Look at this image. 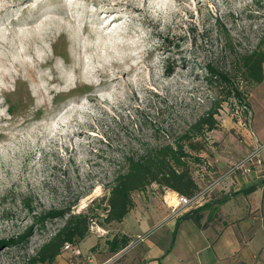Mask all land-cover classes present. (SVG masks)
<instances>
[{"label":"rangeland","instance_id":"374dc122","mask_svg":"<svg viewBox=\"0 0 264 264\" xmlns=\"http://www.w3.org/2000/svg\"><path fill=\"white\" fill-rule=\"evenodd\" d=\"M263 35L264 0H0V240L31 228L23 244L0 247V264H29L65 223L37 222L53 208L89 212L88 236L99 240L87 257L62 249L37 264H90L88 255L108 253L106 239L120 231L104 221L103 196L125 157L172 140L219 102L193 176L203 186L209 171L242 156L251 143L238 123L244 104L207 68L247 92L264 140V80H245L240 66ZM161 192L154 183L133 197L149 204ZM166 221L152 234L169 243Z\"/></svg>","mask_w":264,"mask_h":264},{"label":"crops","instance_id":"0c3cea01","mask_svg":"<svg viewBox=\"0 0 264 264\" xmlns=\"http://www.w3.org/2000/svg\"><path fill=\"white\" fill-rule=\"evenodd\" d=\"M253 185H256L254 191L243 192ZM165 192L160 193V199L155 197V201L149 204L141 198L135 199L134 208L122 222H117L120 232L114 235L126 234L132 241L139 234H148L143 242L131 248L129 244L116 253L110 251L107 245L104 251L108 253L88 255L89 261L93 262L90 264L264 263V183L245 177L222 181L203 202L207 203V208L201 212L200 224L207 223L206 226H200L191 218L185 219L179 225L175 240L172 241L171 237L169 243H164L165 237L154 236L152 232L158 224L167 220L163 225H167L173 233L176 218L187 210L172 212L164 199L170 203L169 199L175 191L165 189ZM223 197L227 199L218 203ZM98 240L87 235L76 246L87 257L86 250Z\"/></svg>","mask_w":264,"mask_h":264},{"label":"trees","instance_id":"16d2710c","mask_svg":"<svg viewBox=\"0 0 264 264\" xmlns=\"http://www.w3.org/2000/svg\"><path fill=\"white\" fill-rule=\"evenodd\" d=\"M264 35L260 40V49L253 50L241 56V75L247 81L256 84L264 80ZM207 76L210 81H220L229 83L228 93L235 100L244 105H249L247 92L238 84H233L230 75L219 72L217 69L207 68ZM220 104V102H219ZM209 110L206 116L199 118L189 128L184 129L172 140L154 145L146 146L144 151L138 155H128L125 157L124 171H118L114 179L108 186V194L104 195L107 204L103 208L104 221L108 223L122 222L126 215L134 208L135 200L133 193L144 191L149 185L157 183L163 189H170L180 194L192 196L201 190V184L193 176L194 165L203 164V157L200 150L201 142L199 137L206 139L207 132L216 128L215 114L218 112V105ZM171 137V136H169ZM205 141V140H204ZM195 151V152H193ZM202 173H199L200 177ZM212 179L213 173L209 172ZM210 179V180H211ZM203 180V179H202ZM209 180V181H210ZM256 189V185L243 190L250 193ZM223 197L218 203L225 201ZM25 209L35 212L29 199L24 200ZM93 204L88 206L92 210ZM207 208V203L198 208H191L176 218L172 233V241L175 240L180 223L188 218L193 219L197 224L205 227L207 223L200 224L201 212ZM101 213L95 212L92 215ZM37 222L42 226L49 220L65 218L64 225L53 234L33 255L29 264L53 263L58 255L62 253V248L66 242L78 245L88 235L93 217L89 212H73L71 207L63 209H47L35 214ZM31 228L22 234L11 237L7 240H0V247L21 245L26 241V237ZM131 239L126 234H116L112 239L106 241L110 251L118 252L127 247ZM160 264H164L161 263Z\"/></svg>","mask_w":264,"mask_h":264},{"label":"built area","instance_id":"2783aa9c","mask_svg":"<svg viewBox=\"0 0 264 264\" xmlns=\"http://www.w3.org/2000/svg\"><path fill=\"white\" fill-rule=\"evenodd\" d=\"M242 108L245 109L243 110L244 116L238 119V123L244 126L249 133V138L251 140L249 149L242 156L231 161L224 170L212 176V179L201 186V190L196 194L188 196L174 192L176 202L170 204L172 212L178 213L181 210L185 211L202 205L214 188L228 178H253L264 183V140L259 138L253 128V111L249 109L247 105H243ZM204 175V173L201 174L202 177H204ZM147 236L148 235L139 234L137 239L135 241L132 240L129 246L134 242L144 241ZM62 249L64 251L69 250L72 254H80V250L77 246L69 242H66Z\"/></svg>","mask_w":264,"mask_h":264},{"label":"bare ground","instance_id":"6f19581e","mask_svg":"<svg viewBox=\"0 0 264 264\" xmlns=\"http://www.w3.org/2000/svg\"><path fill=\"white\" fill-rule=\"evenodd\" d=\"M172 199H175L176 200V197L173 195Z\"/></svg>","mask_w":264,"mask_h":264}]
</instances>
